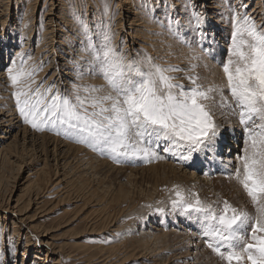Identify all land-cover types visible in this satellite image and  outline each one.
<instances>
[{
  "label": "rangeland",
  "instance_id": "1",
  "mask_svg": "<svg viewBox=\"0 0 264 264\" xmlns=\"http://www.w3.org/2000/svg\"><path fill=\"white\" fill-rule=\"evenodd\" d=\"M237 1L239 0H222L219 9L229 10L225 21L229 23L232 18L231 5L238 8L241 14L247 12L250 17L252 14L254 20L256 16L255 22L258 27L264 25L261 23L263 21L260 20L259 10L254 8L258 7L257 0H245L246 8H239L240 1ZM214 2L215 0H107L109 10L108 14L104 15L105 0H0L2 6L0 11L3 10L0 21L2 36L0 37L2 54L0 70L7 73L6 69L14 58L15 50H18L17 65L21 63V57H24L29 70L37 69L32 78L35 82L24 81L21 87L30 84L35 90L42 85L41 91H43V88L54 84L53 91L58 88L63 93L71 91L74 81L80 84H104L102 78L91 75H85L82 80L76 81V63L80 64L81 71H85L90 59L89 55L82 51L86 41L79 21H83L92 30L94 39L95 34L102 30L101 21L105 23L110 21L112 31L115 33V45L117 48H123L130 59L146 51L156 58V62L165 66H183L182 68L186 70L183 72L185 76L177 77L178 72L172 75L177 77L176 83L183 84L186 88L190 87L186 77L196 74L205 78L200 81L205 85L226 84V77L218 61L227 58L233 28L214 14L218 12L213 9ZM262 3L264 5V0ZM167 4L173 5L169 12L171 18L179 21L176 30L180 33V39L192 43L193 48L202 57L200 61H191L192 50L171 35L166 27L161 26L168 23L165 16L168 11ZM181 8L189 12V21L192 20L194 11L206 17L204 31L208 33V37L203 42L202 48L196 43L198 37L192 31V26L184 25L181 20ZM262 8L264 9V6ZM137 11L140 12L139 18L145 26L144 29H148L145 32L148 33L145 34V39L142 34L139 35L142 38L137 40L132 36L131 23ZM49 12L51 16H48ZM54 15L60 21L55 24L54 33L50 34L52 29H49L48 22ZM12 16L15 19L14 23L11 20ZM3 18H8L7 22H3ZM21 24L23 25L21 32H18ZM13 30H17V35H14ZM20 33L25 35L24 39L21 38ZM4 37H6L5 44H3ZM132 40H135L133 45ZM50 47L54 50L53 53L49 51ZM206 49L214 51L208 54L204 51ZM2 50L7 53H2ZM29 56L31 59H28ZM190 62L200 65L194 73L188 71ZM205 64L207 67H204ZM58 73H63V77L58 76ZM8 81L2 86L8 94L0 91V109L15 112L23 127L36 136L52 137L59 146L69 148L71 157L79 162L73 161L63 172L68 183L66 187L62 181L57 185V179L51 173H45L42 177L37 174L43 168V163L33 161L30 171L25 167L22 168L23 165L21 166L14 158L17 156L15 153L17 147L14 144L10 151L7 150L8 159L5 161L0 158V181L3 182L0 185V197L3 201L8 200L13 194L14 202L23 192V204H25L28 196H35V187L41 192L37 205L31 203V208L34 207L26 214L31 221L30 225L40 230L39 233L36 231L30 236L28 243L25 238L26 225H21L18 219H12L8 215L6 220L0 221V264H22V258L25 257L24 246L27 247L26 244L29 243L41 252V255L37 256L39 260L41 258L47 261V249L43 248L35 238L40 233L45 234L48 241L61 248V253L54 255V259H61L60 264H226L207 248L205 240L201 238L197 221L186 218L183 214H159L154 208L146 206L167 208L169 199L174 198V186L179 185L185 193L188 190L199 193L200 198L205 202L216 204L219 200L226 199L234 206L251 211L249 198L236 181L229 178L230 171L223 172L221 177L213 176L211 183L203 184L198 179L194 182L178 173L171 174L166 166L159 164L158 160L151 163H116L84 144L75 143L47 128L40 131L24 123L18 113L14 97L16 89L9 79ZM225 94L230 97L227 89ZM220 111H216L217 121L223 123L224 127L230 124L229 129L223 131L224 135H227L231 128L241 127L232 124L236 123L237 116H224ZM224 135L220 141L222 158L229 155L234 159L242 146L243 130H239V135L236 136L237 144L229 141ZM229 146L235 149V153L226 154ZM195 157L204 168L211 162L215 166L217 163H222L219 158L209 159L204 154H197ZM131 174L134 175V180L124 187L125 191H129L126 196L119 187L126 183V176ZM31 192H34V195ZM147 229L153 234H146ZM193 235L197 236V241H194L196 239ZM191 242L197 244V248H192ZM16 247L17 257L14 258L12 249ZM29 256L30 260H26V264H32L34 260V254L31 253ZM50 262L52 264L54 261L48 263Z\"/></svg>",
  "mask_w": 264,
  "mask_h": 264
},
{
  "label": "snow or ice",
  "instance_id": "2",
  "mask_svg": "<svg viewBox=\"0 0 264 264\" xmlns=\"http://www.w3.org/2000/svg\"><path fill=\"white\" fill-rule=\"evenodd\" d=\"M172 7L166 5L168 23L161 26L192 50L191 61H200L192 43L180 39L176 30L179 21L169 15ZM230 7L234 30L226 60L218 61L226 84L205 85L200 82L205 78L196 74L186 77L190 82L186 88L172 75L185 69L158 63L146 51L130 59L115 45L110 21H101L102 30L95 39L92 30L79 21L86 41L82 51L90 59L85 71L76 63V81L91 75L102 78L104 84L74 81L70 92L53 91L54 84L43 91L42 85L33 90L30 84L21 87L37 71L29 70L26 60L21 58L19 66L13 61L6 71L16 89L14 97L24 123L84 144L116 163H151L164 158L161 152L184 163L197 154L222 160L224 125L215 118L216 111L237 116L243 130L242 146L228 175L249 198L252 210L226 199L216 204L205 202L199 193H185L179 185L174 186V198L169 199L167 208L146 207L197 221L207 248L226 264H264V25L258 27L247 12L241 14ZM246 7L245 0H240L239 8ZM108 10L105 0L104 15ZM189 23L202 48L208 37L206 17L194 11ZM204 51L211 54L214 50ZM199 66L190 62L188 71L194 73Z\"/></svg>",
  "mask_w": 264,
  "mask_h": 264
},
{
  "label": "bare ground",
  "instance_id": "3",
  "mask_svg": "<svg viewBox=\"0 0 264 264\" xmlns=\"http://www.w3.org/2000/svg\"><path fill=\"white\" fill-rule=\"evenodd\" d=\"M239 1H237V2H239ZM256 2H257L256 5L259 8L256 7V6L254 8H256V10H259L258 13H259V16H260V20L263 21L261 23H264V16H263L264 15V9L262 8L264 5L262 3V0H257ZM36 5H37V3H36ZM178 5H180V4H178ZM212 5H214L213 9L215 11H218V12H214V14L218 16V19L223 21L224 23L228 24L234 30V24H233V19H232L233 18V13H232V18L229 20V23H228L227 21H225V19L228 16L226 13H229V10H227V9H219V7L222 6V0H215V2L212 3ZM3 7H4V5H3ZM52 7H53V5H52ZM138 9L141 11L140 7H138ZM51 11H52V8L50 9V12ZM50 12L48 13V16H51ZM231 12H232V10H231ZM139 13L140 12L137 11L133 15L134 19L132 20V23H131V26H132L131 32L133 33L132 36L136 37L135 40L140 39L142 37L145 39L146 38L145 34H148V33H145L146 31H148V29L147 30L144 29L145 26H144L143 22H140L141 20L139 18L140 17ZM252 13H254V12H252ZM2 14H3V10L0 11V21H1ZM188 14H189V12H186L184 9L181 8V15H182L181 20L184 22V25L190 26V23H189L190 21H189V18H188ZM255 14H257V12ZM255 14H253V15H255ZM13 17L14 16L11 17V20L14 23L15 19ZM251 17H252V14H251ZM57 18L58 17H56V15H54V17H50L49 18V22H48L49 26H50L49 29H52V32H50V34L54 33V31H53L55 29L54 26H55V24L57 22L60 21ZM252 18L254 19V16ZM7 19L8 18H6V19L3 18V22H7ZM255 21H256V16H255ZM30 23H32V22H30ZM261 25H263V24H261ZM22 26H23L22 24L19 26L18 32H21L20 30L22 29ZM14 31L16 32V34H15ZM12 32H14V35H17V30H13ZM140 34H142V37L139 36ZM20 35H21V33H20ZM24 36L25 35H21V38L24 39ZM0 37H2V36L0 35ZM81 39H82V36L80 37V41H81ZM5 40H6V37H4V39H3V44H5ZM135 40H132V43H131L132 45H133ZM25 46H26V44H25ZM32 47H34V46H32ZM26 48H27V46H26ZM38 48H40V47H38ZM79 48H80V45H79ZM51 49L52 48L50 47L49 51L51 53H53L54 50H51ZM53 49H54V47H53ZM2 53L6 54L7 52L2 50ZM24 53H25V50H24ZM36 53H37V51H36ZM18 54H19V51L15 50L14 58H13L12 62L16 61ZM25 56H27V55H25ZM38 57H39V55H38ZM40 57H41V55H40ZM1 58H2V54L0 53V59ZM25 58L27 59V57H25ZM169 58H171V57H169ZM44 60H45V58H44ZM2 61H4V59H2ZM169 61H171V60L169 59ZM1 65L2 64L0 62V66ZM182 67L183 66H180L179 68H182ZM185 71H183V72H185ZM183 72H178L177 77L185 76V74ZM58 76L63 77V73L62 74L58 73ZM65 77H66V75H65ZM4 80H5V82L3 83ZM8 82L9 81H8L7 73L3 72V70H0V91H3L5 94H8V91H6L2 86L5 83L7 84ZM0 104H1V100H0ZM235 121H236V123H232V122L231 123L236 125V126H239L238 118H236ZM229 126H230V124L228 123L227 126L224 127V131L229 129ZM239 130H242L241 127H239L238 129L231 128L227 135H224V134L223 135H224V137L227 136V139L229 141H233L234 143L237 144L238 142H237V137L236 136L239 135ZM8 142H9V144H7ZM13 144H14V146L17 147V150L15 152L17 154V156L16 157L14 156V158L16 159V161H18V163H20V165L21 164L23 165V166L21 165L22 168L25 167V169H27V171H28L29 168L31 167V164H32L33 161L43 163L44 164L43 168H41L39 173H37V174L42 177V176L45 175V173H51L52 176L55 179H57L56 180V182H57L56 184L57 185L61 184V181H62L65 184V186L67 187L68 183H67V180H66V174H64L63 172L69 167V165L73 161L76 160V163L79 162L76 158L71 157L70 149L69 148L65 149L62 146H59L55 142V139L52 138V137L36 136L35 134L29 132L27 128L23 127V125L21 124V121L18 120V117L15 114V112L7 111V110L3 111V110L0 109V158L1 159L5 160V161L8 159L9 156L7 155V153H8L7 150L10 151L12 149V147H13ZM233 152L235 153V149H232L231 146H229L228 147V152L226 154H230V153H233ZM161 155L164 158L163 159H158V162H159V164L166 166L168 168V170H167L168 172H170L173 175L175 173H178L179 175H182L184 178H186V179H188L190 181H194V182H195V180L198 179L203 184L204 183H208V182L211 183L213 176L221 177V174L223 172L224 173L225 172L229 173L228 171L231 172L233 170L234 165H235V160L229 155H225L222 158V160L220 159L222 163L219 164V163L216 162L217 165L215 166L211 162V164L209 166H206L205 168H204V166H202V164H200V161L198 160L197 157H194V159L191 162H189V163H184V162L180 161L178 157H173L169 153H161ZM217 170H219V171H217ZM215 172H218V174H215ZM125 179H126V183L121 185L119 187V190H121L124 193V195L127 196L129 194V191H125L124 187H126L127 184L132 183V180H134V175L131 174L129 176H126ZM2 183L3 182L0 181V185H2ZM34 189H35L34 192H36L35 196H34L35 199H34L33 196L30 195V196H28L29 198H28V200H27V202L25 204H23V197H24L23 196L24 195L23 192H21L22 195H19L18 198L16 200H14V202H13V194L9 196L8 200H4V201L0 197V221L6 220V216L8 215L12 219H18L19 223L21 225H23V224L26 225L25 230H27V232L25 234V238L28 240L27 243L29 242V240L31 238L30 236H32L34 232H36V231H38V233L40 232V230L38 228H36L35 226L30 225L31 221H29V217H26V214L28 212H30L34 206L37 205L36 203L38 202L37 200L39 199L38 197L40 196V193H41L40 189L38 187H35ZM34 192H31V193L34 195ZM31 203H32V205H34V206H32V208H31ZM25 223H27V224H25ZM154 230H157V229H154ZM146 234H153V233H152L151 230L147 229L146 230ZM181 235L186 236V234H181ZM193 236L196 239L194 241H197L198 240L197 236L196 235H193ZM45 237H46L45 234L40 233V235L36 236L35 238L37 240H39V244L41 246H43V248L47 249V251H48L47 254H46V256L48 258L47 261L46 260L44 261L41 258L39 260V257H37V256L41 255V252L39 250H37L38 248H36V249H35V247L33 248L32 244L29 243V244H26L27 247L24 246V249H25L24 250V255H25V257L22 258V264H26V260H28V261L30 260L29 254H31V253L35 255L32 264H49L48 262L51 261V260L54 261L52 264H60L61 263V259L57 258L58 261L56 259H54V255H58V253H61L60 252L61 248H58L54 243L48 241ZM41 238H43L44 240L41 239ZM190 246L195 249V248H197L198 245L193 243V242H191ZM12 250H13L14 258H15V256L17 257V251H18L17 247L15 249H12ZM48 253H49V255H48ZM59 256H60V254H59ZM50 264H51V262H50Z\"/></svg>",
  "mask_w": 264,
  "mask_h": 264
}]
</instances>
